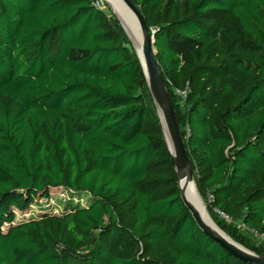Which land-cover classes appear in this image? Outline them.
Masks as SVG:
<instances>
[{"label": "trees", "instance_id": "1", "mask_svg": "<svg viewBox=\"0 0 264 264\" xmlns=\"http://www.w3.org/2000/svg\"><path fill=\"white\" fill-rule=\"evenodd\" d=\"M129 1L210 219L264 256V0ZM95 2L0 0V264H248L183 205L136 53ZM67 191L88 199L24 216Z\"/></svg>", "mask_w": 264, "mask_h": 264}, {"label": "water", "instance_id": "2", "mask_svg": "<svg viewBox=\"0 0 264 264\" xmlns=\"http://www.w3.org/2000/svg\"><path fill=\"white\" fill-rule=\"evenodd\" d=\"M123 5L132 13L140 32L141 41L139 51L135 50L141 65L148 91L160 120L166 146L170 155L172 166L177 175V186L183 205L189 211L197 227L228 254L248 264H264V256L257 255L233 241L224 234L212 221H205L200 210L187 198L186 187L194 183L190 160L184 145L183 137L176 120L166 84L161 69L154 57L153 33H150L139 10L129 0H121ZM111 12L115 15L127 38L131 42L121 20L111 4L105 1ZM181 182L184 186H181ZM203 203V202H202Z\"/></svg>", "mask_w": 264, "mask_h": 264}, {"label": "bare ground", "instance_id": "3", "mask_svg": "<svg viewBox=\"0 0 264 264\" xmlns=\"http://www.w3.org/2000/svg\"><path fill=\"white\" fill-rule=\"evenodd\" d=\"M105 1L110 3L113 10L116 13H118V16L121 20V24L125 28L134 49L139 51L141 36L132 13L123 5L121 0H105ZM181 186H184L182 182H181ZM186 193L189 201L193 203L195 206H197V208L200 210L205 221L212 224L213 220L211 221L210 216L208 215L209 213L206 211L207 209H205L206 206H204L203 204L204 202L202 203L203 199L201 196H199L196 190V184L193 183L189 184L186 187Z\"/></svg>", "mask_w": 264, "mask_h": 264}, {"label": "rangeland", "instance_id": "4", "mask_svg": "<svg viewBox=\"0 0 264 264\" xmlns=\"http://www.w3.org/2000/svg\"><path fill=\"white\" fill-rule=\"evenodd\" d=\"M97 5H99L101 8L104 9V5H107L108 9L109 6L105 2V0H96L95 2ZM110 10V9H109ZM111 11V10H110ZM130 45L132 49L134 50V47L132 43L130 42ZM135 51V50H134ZM177 102L181 105L182 101L177 99ZM81 196V195H80ZM84 200H79V196L73 194L70 191L67 192H57L53 193L50 198H42L38 201H36L30 208V210L24 214L25 217H28L31 213V215L34 217L37 215V213H41L42 211H47L53 214H61L66 210V208L74 206V203L80 202L82 205H84L85 201H87L88 198L86 196H83ZM70 201H73V204H69ZM22 217V215H18L17 218ZM5 229V227H4ZM256 240L258 238H255Z\"/></svg>", "mask_w": 264, "mask_h": 264}, {"label": "built area", "instance_id": "5", "mask_svg": "<svg viewBox=\"0 0 264 264\" xmlns=\"http://www.w3.org/2000/svg\"><path fill=\"white\" fill-rule=\"evenodd\" d=\"M96 6L100 7L99 5L95 4ZM186 92H187V88L183 89V90H179V89H175L174 90V94L177 97L178 100L182 101L184 100L185 96H186ZM254 239L258 238L257 240L259 241H264V238L262 236H259L257 233L255 232H249Z\"/></svg>", "mask_w": 264, "mask_h": 264}]
</instances>
